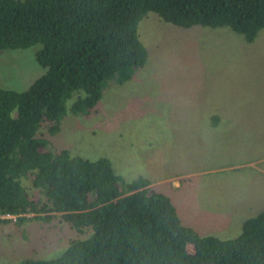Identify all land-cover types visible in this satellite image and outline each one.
<instances>
[{
  "label": "trees",
  "instance_id": "1",
  "mask_svg": "<svg viewBox=\"0 0 264 264\" xmlns=\"http://www.w3.org/2000/svg\"><path fill=\"white\" fill-rule=\"evenodd\" d=\"M149 13L182 29L229 28L250 44L264 30V0H0V52L40 46L46 70L26 91L0 86V223L60 214L79 234L93 231L57 259L17 264H264V211L237 238L202 237L149 179L126 182L110 159L73 156L47 138L147 64L138 27Z\"/></svg>",
  "mask_w": 264,
  "mask_h": 264
},
{
  "label": "rangeland",
  "instance_id": "2",
  "mask_svg": "<svg viewBox=\"0 0 264 264\" xmlns=\"http://www.w3.org/2000/svg\"><path fill=\"white\" fill-rule=\"evenodd\" d=\"M138 33L147 64L111 84L90 115L69 113L61 132L46 137L73 156L110 159L126 182L149 179L202 237L237 238L264 211V30L250 44L229 28L182 29L149 13ZM39 49L0 52V86L26 91L43 76ZM23 184L41 200L31 178ZM8 220L0 223V264L57 259L93 235L60 214Z\"/></svg>",
  "mask_w": 264,
  "mask_h": 264
},
{
  "label": "built area",
  "instance_id": "3",
  "mask_svg": "<svg viewBox=\"0 0 264 264\" xmlns=\"http://www.w3.org/2000/svg\"><path fill=\"white\" fill-rule=\"evenodd\" d=\"M9 217H13V218H15L14 216H6V217H4L3 219H9Z\"/></svg>",
  "mask_w": 264,
  "mask_h": 264
}]
</instances>
